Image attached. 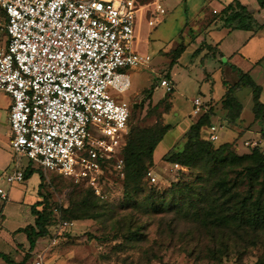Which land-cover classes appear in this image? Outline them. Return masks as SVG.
Here are the masks:
<instances>
[{"label": "rangeland", "instance_id": "1", "mask_svg": "<svg viewBox=\"0 0 264 264\" xmlns=\"http://www.w3.org/2000/svg\"><path fill=\"white\" fill-rule=\"evenodd\" d=\"M156 1L163 4L167 13L162 16L163 21L158 27H151L149 19ZM138 2L146 8L136 14L133 48L137 53L150 54L152 61L125 69L132 79L130 90L119 93L112 88L111 93L132 104L126 143L141 130L168 123L174 126L157 149L156 162L148 168L142 191L134 194V200H129L125 194L124 167L121 170L113 165L103 166L104 171L99 178L102 196L92 197L97 203L96 217L76 219L66 209L73 205V199H83L90 189L88 183L55 171L46 173L28 157H16L10 150L7 136L2 140L1 161L4 160L2 164L9 162V166L0 172V185L10 191V195L8 200L0 199V207L6 204L4 212L7 216L0 236L12 228L33 222L30 208L15 202L14 191L18 187L25 188L26 203L40 196L47 197L53 217L49 223V235L40 238L35 254L25 252L19 244L16 251L4 250L10 259L5 260V264H32L39 254L53 264H264V230L241 228L237 222L219 224L216 221V216L233 212L235 208L223 197L224 190L218 189L220 176L228 172L230 184L234 186L237 179L236 187L242 195L250 190L247 176L239 178L231 173L241 167L233 164L215 172L211 171L209 163L198 161L192 169L181 168L164 157L172 147L174 150L183 148L186 131L200 115L194 114L193 100L197 97L215 105V123L219 124L215 148L225 142H233L235 152L247 154L254 147L247 144L250 136H244L252 130L254 134L250 140H257L264 150V120L255 119L252 90L243 87L235 93L244 105L242 120L237 125L226 120L229 110L224 103L229 86L224 81L234 84L242 74L241 69L236 70L233 64L250 72L264 89V62L255 70L248 71L242 57L230 60L231 54L247 36L246 31L228 33L227 29L215 28L209 33L208 29L203 30L207 19H214L217 15L213 10L222 7L221 0ZM0 13H3L1 8ZM203 14L209 18L200 19ZM262 15L260 20L264 21ZM202 31L208 42L214 44L225 37L221 49L226 56L216 49L217 55H212L207 49L201 54L196 53L199 44L192 41ZM205 44L203 42V48ZM184 45L187 47L185 52L173 63L174 50ZM207 52L208 57L203 60ZM163 77L174 84L170 96L166 95V87L161 85ZM10 98L8 93L0 90V122L4 126L8 124ZM261 100L264 102V91ZM0 131L6 133L2 127ZM203 133L205 138L209 137V130L205 129ZM240 134L244 135L241 137ZM16 158L21 163V170L26 171L30 166L36 171L18 185L10 186L5 175L16 170ZM40 171L44 174L43 181ZM199 176H204L205 181L199 180ZM189 182L194 184L193 192L182 189Z\"/></svg>", "mask_w": 264, "mask_h": 264}, {"label": "built area", "instance_id": "2", "mask_svg": "<svg viewBox=\"0 0 264 264\" xmlns=\"http://www.w3.org/2000/svg\"><path fill=\"white\" fill-rule=\"evenodd\" d=\"M5 13L0 34V90L12 98L10 147L46 173L86 181L102 196L103 163L123 169L122 151L130 129L132 104L111 93L130 90L125 69L150 64L152 56L135 52L134 24L142 7L138 0H0ZM167 9L156 1L151 27L162 23ZM167 96L174 90L161 80ZM205 102L193 100L194 114ZM219 124L209 128L219 139ZM256 147L257 140H248ZM17 159V158H16ZM176 167H181L176 163ZM12 186L25 172L5 175ZM156 181L155 177H152ZM9 191L0 185V199ZM2 210H0V218ZM67 224V222H65ZM32 264H53L43 254Z\"/></svg>", "mask_w": 264, "mask_h": 264}, {"label": "trees", "instance_id": "3", "mask_svg": "<svg viewBox=\"0 0 264 264\" xmlns=\"http://www.w3.org/2000/svg\"><path fill=\"white\" fill-rule=\"evenodd\" d=\"M258 2L260 6L264 8V0H258ZM3 15H5L4 12ZM218 16L227 27L245 30L253 29V14L249 12L248 8L244 6L240 0H231L228 4H225ZM260 27H264V24H258L259 29ZM208 47L209 46H207V48ZM186 48L187 47L184 45L174 50L173 63L179 60ZM214 49L216 48L210 46L208 52H211L212 55H217V49ZM198 50H200V48ZM224 83L229 85L224 98L225 106L229 110L226 120L234 124L236 123V125L241 120L244 105L238 100L235 93L243 87H249L252 90L255 119L258 121L264 120V102L261 100L263 88L256 83L249 72L242 73L240 79L234 84H230L228 81H224ZM168 96H170V94H168ZM204 110L205 111L198 120L194 121L186 131L184 136L186 137V142L183 148L174 150L172 149L174 147H172L164 157H167L173 164L178 163L189 169H192L198 161L207 162L211 165V171L215 172H218L221 168H226L228 165L229 167L233 164L239 165L241 168L237 170L238 172L234 171L231 173L237 174L239 178L242 175L247 176L250 180V190L242 195V193L238 192L236 187L238 185L237 179L234 182V186V184H230L228 172L225 173L224 176H220L217 182L219 185L218 189L219 191H221V189L224 190L225 194L223 197L230 203H233L235 208L233 212L223 214L222 216H216V221L219 224L237 222L238 226L241 228L248 227L255 231L264 230V150L258 145L247 154H238L234 151L233 142H225L218 148H215L214 144L216 141H212L209 137L205 138V136H203L204 130H209L212 124L215 123V118L217 116L215 105H211L210 102H205ZM173 127L172 124L168 123L161 127L147 128L139 131L134 137L129 138L128 143H126L123 148L125 194L129 200H134V194L142 191L143 180L147 177L149 172L148 168L156 162L155 155L157 149L167 132ZM262 132V136L264 137V130H262ZM208 135L210 136V134ZM240 135L242 137L244 134ZM103 166L106 167L109 166V164L104 162ZM35 171V168L29 166L27 170L24 171L25 177L32 175ZM43 172L40 171L42 181L44 180ZM199 180L205 181L204 176H199ZM182 189L187 192H193L195 187L194 184L189 182L186 183ZM93 196L101 198V196L97 195L95 189L90 186V189L84 195L83 199L80 201H75V199H73V205L67 208L66 211L71 212L76 219L96 217L97 203L92 200ZM42 197L40 196V198L32 204L31 210L32 214L35 216L34 224H28L17 230V232H24L27 234L31 250L36 248L38 239L49 235V223L53 217V211L49 210L50 204L48 198ZM3 219V216H1L0 224ZM1 257H3V254H0V258Z\"/></svg>", "mask_w": 264, "mask_h": 264}, {"label": "crops", "instance_id": "4", "mask_svg": "<svg viewBox=\"0 0 264 264\" xmlns=\"http://www.w3.org/2000/svg\"><path fill=\"white\" fill-rule=\"evenodd\" d=\"M230 1L231 0H221V2H223L222 7L220 9H214L213 10V13L217 14L214 16V19L213 18L207 19L209 17L206 18V14H203L202 18L200 17V19H207L206 25H205V27H203V30L208 29L209 33L211 32L212 29H215V28L216 29L217 28L227 29L228 33H232L236 30L246 31L248 33L247 36L244 37L243 41L240 43V45L237 47V49L231 54L230 60H233V58H235V57H242L243 59H245L246 68H249L248 71L255 70L256 68L260 67L264 62V27H262V28L260 27V29L258 28V24L259 25L264 24V21L260 20V18H262L261 15L264 14V8H262L260 6L258 0H240L242 2V4L248 8L249 12H251V14H253V17H254L253 29H251V30L233 29L232 27L225 26L223 20H221L220 17L218 16L220 11L224 8L225 4H228ZM140 6L142 7V9L146 8V5L140 4ZM154 10H152V11H154ZM204 10L205 9L203 8L202 11H204ZM4 19H5V15H3V13H0V25L4 23ZM200 19H198V20H200ZM203 33H204L203 31L201 32V34L198 33L197 38H195L192 41V42H196L197 44H199L200 50L203 48V47H201L203 42H206L205 48H203L201 51L198 50L196 53L201 54L202 52H204L205 49L208 50L207 46H211V47H215L217 49V52H221V54L223 56H226L225 52L222 51V49H221L222 44L225 40V37L223 39H220L219 41H217L214 44V43L208 42L207 35L203 36ZM7 41H8V37L4 34H0V46H4L7 43ZM207 54H208V52L204 55L203 60H205V58L208 57ZM233 67L236 70L241 69L242 73L247 72V70H243L237 64H233ZM234 83H236V82H234ZM230 84H232V83H230ZM263 91H264V89H263ZM203 101H206V100H203ZM11 104H12V99H11ZM9 108H11V105ZM242 115H243V113H242ZM200 116H201V114L199 115V117ZM9 118H10V109H9V113H8V124L4 126L0 122V128L2 127L3 129H6L5 134L2 131H0V172L2 171L3 168L5 169V168H8V166H9V162L2 164V162L4 160L1 161V159H2V140L4 138H6L7 136H9L8 138H9V147H10V140L12 137ZM0 120H1V116H0ZM241 120H242V116H241ZM208 134H210V133H208ZM253 134H254V131L248 130V132L245 134L244 137L246 138V137L250 136V138H251V137H253ZM250 138H248V139H250ZM10 150L12 151L11 147H10ZM3 175H5V172L2 174V176ZM0 176H1V174H0ZM18 184L19 183H17V185ZM14 192H15L14 195H15V200H16L15 202L20 203V204L22 203L24 205L26 204L28 206V209L30 208V211L32 213V210H31L32 204H34L40 197L36 198L35 201H29L28 203H26L27 192H25L24 187H18ZM9 195H10V191H9ZM5 207H6V204H4L3 206L0 207V210H2V216L4 218L0 224L1 231H2L3 224L7 218V216L4 212ZM31 220L33 222H31L30 224H34L35 216L33 214H32ZM21 227H25V226H21ZM21 227L12 228V230L5 232L3 234V236H0V254H3V257L0 258V264H5V260H10L9 255L6 251L8 249L11 251H13V250L16 251L19 248V246H18L19 244L22 245L21 248H23L25 252H30L31 254H35L38 251V245H39V243H40L39 241L41 239H38L36 248L34 250H31L30 243H29V240L27 238V234L24 232H17V230ZM25 234H26V236H25ZM19 238H21V242L19 241ZM4 250H6V251H4Z\"/></svg>", "mask_w": 264, "mask_h": 264}, {"label": "water", "instance_id": "5", "mask_svg": "<svg viewBox=\"0 0 264 264\" xmlns=\"http://www.w3.org/2000/svg\"><path fill=\"white\" fill-rule=\"evenodd\" d=\"M167 95V94H166ZM135 107H137V104L135 105Z\"/></svg>", "mask_w": 264, "mask_h": 264}]
</instances>
